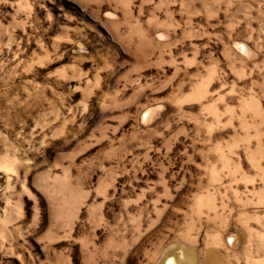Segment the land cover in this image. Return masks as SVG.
Returning a JSON list of instances; mask_svg holds the SVG:
<instances>
[{
    "label": "rangeland",
    "instance_id": "374dc122",
    "mask_svg": "<svg viewBox=\"0 0 264 264\" xmlns=\"http://www.w3.org/2000/svg\"><path fill=\"white\" fill-rule=\"evenodd\" d=\"M0 264H264V0H0Z\"/></svg>",
    "mask_w": 264,
    "mask_h": 264
}]
</instances>
